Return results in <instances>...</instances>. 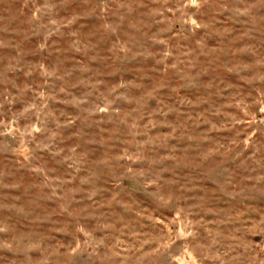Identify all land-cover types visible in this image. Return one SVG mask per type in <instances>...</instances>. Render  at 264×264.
<instances>
[{"label":"rangeland","instance_id":"obj_1","mask_svg":"<svg viewBox=\"0 0 264 264\" xmlns=\"http://www.w3.org/2000/svg\"><path fill=\"white\" fill-rule=\"evenodd\" d=\"M0 264H264V0H0Z\"/></svg>","mask_w":264,"mask_h":264}]
</instances>
